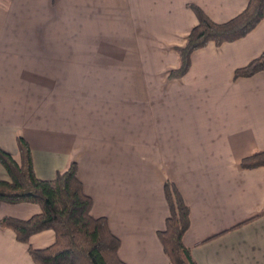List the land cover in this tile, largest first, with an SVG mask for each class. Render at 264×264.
<instances>
[{
	"label": "crops",
	"instance_id": "1",
	"mask_svg": "<svg viewBox=\"0 0 264 264\" xmlns=\"http://www.w3.org/2000/svg\"><path fill=\"white\" fill-rule=\"evenodd\" d=\"M191 4L224 23L249 0H0V146L20 161L22 136L45 180L76 162L128 264H170L158 237L167 181L190 209L183 242L197 264H264V166L241 167L264 150V70L235 78L264 52V21L195 51L170 80L198 23ZM40 212L0 202V220ZM55 240L0 227V264H36L29 246Z\"/></svg>",
	"mask_w": 264,
	"mask_h": 264
},
{
	"label": "trees",
	"instance_id": "2",
	"mask_svg": "<svg viewBox=\"0 0 264 264\" xmlns=\"http://www.w3.org/2000/svg\"><path fill=\"white\" fill-rule=\"evenodd\" d=\"M190 6L198 23L188 34L185 44L176 47L180 64L170 71V80L188 73L195 51L210 43L221 46L235 42L264 21V0H249L242 13L224 23L213 21L199 6ZM263 70L264 52L248 65L238 68L235 78L249 77ZM18 144L20 161L0 146V164L9 175V180L0 179V202L35 203L41 212L28 220L5 217L0 220V227L11 228L17 239L27 244L38 232L55 231L56 240L51 246L45 249L29 246L36 264H128L119 257L121 241L111 231L108 219L92 215L93 200L78 177L77 163L71 162L66 169L58 171L54 179H41L34 169L31 147L22 136L18 137ZM263 166L264 150L254 152L241 162L245 169ZM164 193L170 214L165 228L158 231V237L170 264H197L191 249L183 242L191 223L190 209L175 183L167 181Z\"/></svg>",
	"mask_w": 264,
	"mask_h": 264
},
{
	"label": "rangeland",
	"instance_id": "3",
	"mask_svg": "<svg viewBox=\"0 0 264 264\" xmlns=\"http://www.w3.org/2000/svg\"><path fill=\"white\" fill-rule=\"evenodd\" d=\"M53 23L55 22V19H53V21H52ZM74 52V51H73ZM19 158V157H18Z\"/></svg>",
	"mask_w": 264,
	"mask_h": 264
}]
</instances>
